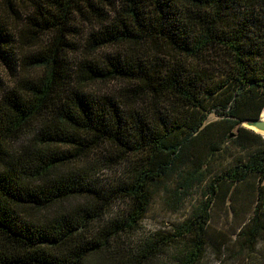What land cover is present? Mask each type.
Segmentation results:
<instances>
[{"label":"trees","instance_id":"16d2710c","mask_svg":"<svg viewBox=\"0 0 264 264\" xmlns=\"http://www.w3.org/2000/svg\"><path fill=\"white\" fill-rule=\"evenodd\" d=\"M262 112L264 0H0V264H166L171 248L200 264L219 189L239 184L256 192L240 251L264 264V136L242 125ZM215 124L245 154L133 245L154 191L175 207L204 181L191 162Z\"/></svg>","mask_w":264,"mask_h":264},{"label":"rangeland","instance_id":"374dc122","mask_svg":"<svg viewBox=\"0 0 264 264\" xmlns=\"http://www.w3.org/2000/svg\"><path fill=\"white\" fill-rule=\"evenodd\" d=\"M79 26L82 28L86 27L85 25ZM17 36L18 34H16ZM21 53L24 54V50ZM17 55L19 56V54ZM2 65L3 63L1 62ZM2 67L7 76L8 71L4 66ZM261 116L264 117V112L261 113ZM219 118L217 114L211 112L208 114L207 123H216L215 121ZM242 125L246 128H252L245 123ZM214 126L216 132L213 139L199 143L202 144L197 149L200 157L191 162L193 167L197 166L198 168L200 167L198 164H204L203 169L206 174L204 181L188 191L183 200L176 203L175 207H170L168 203L171 199V193L168 195L163 189L154 191L149 210L131 237L133 245L144 238L151 237L155 233L173 232L191 214L192 210L201 201L205 200L207 197V185L212 177L231 162L233 158L235 159L245 154V151L240 146L234 145L227 140L224 141L219 132L224 129L223 126L217 130V127L221 126V124H215ZM236 131L237 129L234 128L230 132L235 134ZM211 142L214 143L212 144ZM213 147L219 148L216 156L210 155ZM118 170V167L102 166L96 171V175L102 180H111L114 176H117ZM224 191L225 187L222 186L211 208L209 223V236L211 238L207 240L206 253L200 264H259V261L256 263L252 262L251 259L248 260L247 256L240 251L239 240L236 237L244 222L252 215L256 202L255 189L250 191L247 185L239 184L230 189V195L227 197L223 195ZM123 205V200L117 199L112 204V211L121 209ZM177 253L178 251L175 248H171L163 257L164 263L176 264Z\"/></svg>","mask_w":264,"mask_h":264},{"label":"water","instance_id":"95a60500","mask_svg":"<svg viewBox=\"0 0 264 264\" xmlns=\"http://www.w3.org/2000/svg\"><path fill=\"white\" fill-rule=\"evenodd\" d=\"M248 126H252L254 128H249L257 133H260L261 135L264 136V117H260L255 120H248L244 122Z\"/></svg>","mask_w":264,"mask_h":264},{"label":"bare ground","instance_id":"6f19581e","mask_svg":"<svg viewBox=\"0 0 264 264\" xmlns=\"http://www.w3.org/2000/svg\"><path fill=\"white\" fill-rule=\"evenodd\" d=\"M252 127V126H251ZM252 128H254V127H252Z\"/></svg>","mask_w":264,"mask_h":264}]
</instances>
